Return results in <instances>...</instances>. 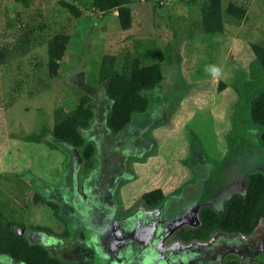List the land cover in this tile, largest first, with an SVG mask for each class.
<instances>
[{
	"label": "rangeland",
	"instance_id": "obj_1",
	"mask_svg": "<svg viewBox=\"0 0 264 264\" xmlns=\"http://www.w3.org/2000/svg\"><path fill=\"white\" fill-rule=\"evenodd\" d=\"M66 1L80 9L79 18L56 0H0V49L11 50L23 27L30 32L25 53L0 64L4 224H21L29 242L70 264H264V219L249 235L215 229L206 240L176 237L198 223L200 207L219 211L242 193L247 171L264 174L246 85L249 43L264 37V0H221L223 9L240 4L245 16L210 34L197 27L199 8L189 0H130L127 30L114 10ZM59 30L69 39L51 73L46 46ZM105 53L116 56V66L125 53L141 64L159 61L162 80L142 91L147 110L117 133L105 126L109 98L99 88L90 95L91 118L79 128L93 148L85 161L81 148L51 136L52 113L85 92L79 83L97 86ZM210 66L220 74L206 71ZM155 188L163 200L148 208L139 197ZM0 264L21 263L0 255Z\"/></svg>",
	"mask_w": 264,
	"mask_h": 264
},
{
	"label": "trees",
	"instance_id": "obj_2",
	"mask_svg": "<svg viewBox=\"0 0 264 264\" xmlns=\"http://www.w3.org/2000/svg\"><path fill=\"white\" fill-rule=\"evenodd\" d=\"M26 6L29 0H14ZM130 0H91L92 8L98 12L114 10L121 30L131 27V8L127 6ZM197 4L199 15L196 20L197 27L203 33H223L226 23L230 25L243 20L245 9L234 2H227L224 9L221 0H189ZM57 4L68 11L74 18L81 16L80 9L72 2L56 0ZM264 2V1H263ZM226 19V20H225ZM29 31L23 27L20 39L11 49H0V64L7 58L21 56L25 53L29 43ZM65 31L59 30L47 42V68L54 73L58 68L57 61L63 55L65 45L68 42ZM252 53V61L248 66L249 81L246 85L250 89L248 102V119L258 126V140L264 147V37L256 42L249 43ZM121 66L117 65V58L113 54H103L100 58L97 86L79 83L85 92L78 94L70 108H59L52 113L53 124L50 130L51 136L61 142L68 143L72 148H81L80 155L83 160L89 161L93 152L91 145H84L79 128L85 127L91 118L89 107L90 95L96 89H102L109 98L110 107L105 117V126L111 133H117L127 125L131 115L143 113L147 110L149 102L142 91L151 90L158 86L162 80L161 65L159 61L141 64L137 56H129L125 53L120 59ZM219 82V88L222 87ZM140 201L153 208L163 200V194L159 188L143 192ZM198 223L192 228H181L176 232L178 240L188 242L192 239L206 240L213 230L217 229L225 233H240L249 235L264 219V174L259 170H251L245 173L244 188L242 193L231 194L216 211L208 206H202L197 212ZM21 224H4L0 210V255H6L13 262L21 264H70L49 255L41 245L29 242L23 235H18L17 228ZM42 229L40 226H35ZM223 264H239L236 259H227Z\"/></svg>",
	"mask_w": 264,
	"mask_h": 264
},
{
	"label": "clouds",
	"instance_id": "obj_3",
	"mask_svg": "<svg viewBox=\"0 0 264 264\" xmlns=\"http://www.w3.org/2000/svg\"><path fill=\"white\" fill-rule=\"evenodd\" d=\"M208 70H211V73L213 75H219L220 72H221V69L218 68V67H216V66H210V68L209 67H206V71H208Z\"/></svg>",
	"mask_w": 264,
	"mask_h": 264
},
{
	"label": "water",
	"instance_id": "obj_4",
	"mask_svg": "<svg viewBox=\"0 0 264 264\" xmlns=\"http://www.w3.org/2000/svg\"><path fill=\"white\" fill-rule=\"evenodd\" d=\"M16 232L18 235H21V230L20 229H16Z\"/></svg>",
	"mask_w": 264,
	"mask_h": 264
}]
</instances>
